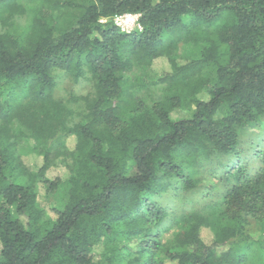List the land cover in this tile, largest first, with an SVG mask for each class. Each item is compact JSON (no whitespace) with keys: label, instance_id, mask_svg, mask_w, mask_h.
<instances>
[{"label":"trees","instance_id":"16d2710c","mask_svg":"<svg viewBox=\"0 0 264 264\" xmlns=\"http://www.w3.org/2000/svg\"><path fill=\"white\" fill-rule=\"evenodd\" d=\"M126 15L138 29L115 24ZM161 58L143 95L129 73ZM58 160L66 181L47 177ZM38 185L58 198L49 216ZM257 250L264 0H0V264H256Z\"/></svg>","mask_w":264,"mask_h":264},{"label":"rangeland","instance_id":"374dc122","mask_svg":"<svg viewBox=\"0 0 264 264\" xmlns=\"http://www.w3.org/2000/svg\"><path fill=\"white\" fill-rule=\"evenodd\" d=\"M137 16H128V18H122V21L120 20L119 22V27L122 29V31L125 32H131L134 29H138L137 25ZM22 20L16 21L15 22V27L17 26L18 23H21ZM11 30V28H10ZM183 53V50L179 49L178 54L181 55ZM169 72V64L168 62L161 58L157 59L154 61V63L151 65V67L148 69V71H143V69L140 68H134L130 73H129V80L131 82H136V80L140 83H143L146 88L143 90V95H147L148 97L154 96L153 91H151L154 86L153 82H157L158 79L162 78L164 74ZM71 88L75 90V94L77 95H85L90 91V86L87 83L81 82L80 84H77L76 86H73L69 84V82H62L59 83L57 87V91L59 92L60 95L64 96L66 95V91L68 92ZM190 116L189 112L186 111H175L171 113V119L172 120H184L187 119ZM75 140L74 138H70L67 141V148L68 150H72L74 148ZM33 147V142L31 140H28L26 138H21L17 141V153L22 156L24 159L25 163L27 166L32 171H37L38 168L42 164V158L38 155H35L32 151ZM70 175V171L68 167L66 166V163H63L61 160H58L56 164L47 172V177L48 179H55L59 178L62 181H66ZM37 190V202L38 206L40 209H42L47 216L50 214V209L54 208L58 204V198L56 197H51L48 196L45 193V190L41 185L36 186ZM202 192L197 193L195 197L197 198L196 200L199 201L201 200ZM59 197V196H58ZM202 237L205 243L210 244L211 243V235L207 230L202 231ZM249 257L255 261L256 264L261 263L264 264V253L263 251H255L251 252L249 254Z\"/></svg>","mask_w":264,"mask_h":264},{"label":"built area","instance_id":"2783aa9c","mask_svg":"<svg viewBox=\"0 0 264 264\" xmlns=\"http://www.w3.org/2000/svg\"><path fill=\"white\" fill-rule=\"evenodd\" d=\"M128 16H130V15H126V16H122V17H116V18H114L113 20H114V22H115V24L117 25V26H120L119 25V22H120V20L122 21V18H128ZM101 22H105V20H102Z\"/></svg>","mask_w":264,"mask_h":264}]
</instances>
